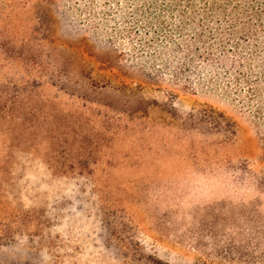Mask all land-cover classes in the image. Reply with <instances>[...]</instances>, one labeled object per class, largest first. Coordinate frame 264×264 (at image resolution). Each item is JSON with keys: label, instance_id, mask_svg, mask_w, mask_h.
I'll list each match as a JSON object with an SVG mask.
<instances>
[{"label": "rangeland", "instance_id": "374dc122", "mask_svg": "<svg viewBox=\"0 0 264 264\" xmlns=\"http://www.w3.org/2000/svg\"><path fill=\"white\" fill-rule=\"evenodd\" d=\"M0 92V264H260L264 0H0Z\"/></svg>", "mask_w": 264, "mask_h": 264}, {"label": "trees", "instance_id": "16d2710c", "mask_svg": "<svg viewBox=\"0 0 264 264\" xmlns=\"http://www.w3.org/2000/svg\"><path fill=\"white\" fill-rule=\"evenodd\" d=\"M142 22V21H141ZM140 23V22H139ZM138 23V24H139ZM143 24H147V25H149V24H151V22L147 19V20H144L143 21ZM182 25V24H181ZM180 28L182 27L183 28V26H179ZM183 65H188V63L187 62H184V63H182ZM123 89L125 90L126 89V87L125 86H123ZM126 91H128V89H126ZM129 92V91H128ZM1 93V92H0ZM4 100H5V98L0 94V117H1V112L3 111L2 109H3V105H2V103L4 102ZM218 116H219V120H216V119H212V121H210V120H205L204 122L205 123H215V124H217V125H219L220 124V120L221 119H223V115H220V114H218ZM190 117V116H189ZM262 235H261V237H260V240H258L257 242H256V244H255V246H256V248H258V250H260V255H259V257H258V259H259V263L260 264H264V227L262 228ZM149 262L151 263V264H163V263H161L160 261H158V260H154V259H152V258H149Z\"/></svg>", "mask_w": 264, "mask_h": 264}]
</instances>
